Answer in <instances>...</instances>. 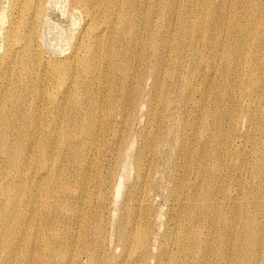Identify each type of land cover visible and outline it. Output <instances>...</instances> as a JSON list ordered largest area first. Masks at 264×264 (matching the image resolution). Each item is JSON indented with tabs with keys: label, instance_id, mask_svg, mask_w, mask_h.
<instances>
[{
	"label": "rangeland",
	"instance_id": "1",
	"mask_svg": "<svg viewBox=\"0 0 264 264\" xmlns=\"http://www.w3.org/2000/svg\"><path fill=\"white\" fill-rule=\"evenodd\" d=\"M118 1L0 0V264H264V0Z\"/></svg>",
	"mask_w": 264,
	"mask_h": 264
},
{
	"label": "bare ground",
	"instance_id": "2",
	"mask_svg": "<svg viewBox=\"0 0 264 264\" xmlns=\"http://www.w3.org/2000/svg\"><path fill=\"white\" fill-rule=\"evenodd\" d=\"M13 2H14V0H12ZM22 1V6H23V8H24V12H27V14H29V19H28V23H29V28L30 27H32L31 26V23L33 22V19L35 18H37V17H35L36 15H37V13H38V8H40V5L42 4V3H44L43 2V0H21ZM97 1V0H96ZM95 1V2H96ZM99 1V0H98ZM118 1V0H117ZM120 1V0H119ZM118 1V2H119ZM122 1V0H121ZM123 1H125V0H123ZM68 2L70 3V5H72L73 7H76V6H80L81 8H82V10H84L83 12H85L86 13V16L90 19V22L91 23H93L94 25H96V27H98V26H101V24L102 23H104V24H106L107 25V28H108V30H109V32H111V31H113V30H111V25L113 24L114 25V22H115V15H118V14H115V11H116V8H114V6H113V2H114V0H113V2H112V0H102V2H101V4H100V2L98 3V4H100V5H98L97 3L95 4V2H94V0H68ZM116 2V1H115ZM117 2V3H118ZM228 2V1H227ZM121 3H123V2H121ZM120 3V4H121ZM129 4V3H128ZM171 4V3H170ZM202 4H203V2H202ZM114 5H118V4H114ZM200 6H201V4H200ZM203 6V5H202ZM255 6V5H254ZM262 5H260V7H261ZM38 7V8H37ZM129 7V6H128ZM256 7H257V5H256ZM255 7V8H256ZM260 7L258 6V8L260 9ZM120 8V7H119ZM122 8V7H121ZM123 8H124V6H123ZM171 8V7H170ZM220 9V8H219ZM218 9V10H219ZM224 9V8H223ZM228 9H230V8H228ZM20 10V9H19ZM22 10V9H21ZM41 10V9H40ZM258 10V9H257ZM262 10V9H261ZM122 11V10H121ZM129 11H131V9L129 10ZM216 11V10H215ZM226 11H228V10H226ZM20 12V11H19ZM118 12V11H117ZM116 12V13H117ZM125 12V11H124ZM30 13H32V14H30ZM120 13V12H119ZM127 13V12H126ZM173 13V12H172ZM96 15L97 14V17H95L94 15ZM132 14V13H131ZM130 14V15H131ZM175 14V13H174ZM173 14V15H174ZM80 15V14H79ZM120 15V14H119ZM127 15V14H126ZM195 15V14H194ZM230 15V14H229ZM250 15V14H249ZM121 16H123V15H121ZM120 16V17H121ZM226 16V15H225ZM228 16V15H227ZM175 17V16H174ZM213 17H214V15H213ZM234 17V16H233ZM117 18V17H116ZM87 19V18H86ZM118 19H120L119 17H118ZM124 19V18H123ZM123 19H121V20H123ZM181 19V18H180ZM212 19V18H211ZM222 19V18H221ZM234 19V18H233ZM185 20V19H184ZM196 20V19H195ZM24 21V20H23ZM102 21V22H101ZM118 21V20H117ZM223 21H225L226 22V20H223ZM22 22V21H21ZM99 22H100V24H99ZM118 22H120V21H118ZM129 22H131V21H129ZM183 22V21H182ZM36 23V22H35ZM81 23V22H80ZM90 23V24H91ZM216 23V22H215ZM83 24V23H82ZM89 24V23H88ZM130 25L132 24V23H129ZM183 24V23H182ZM233 24V23H232ZM116 25V24H115ZM213 25V24H212ZM219 25V24H218ZM225 25V24H224ZM125 26V25H124ZM184 26V25H183ZM229 26V25H228ZM24 27V26H23ZM89 27H91V26H89ZM88 27V28H89ZM93 27V26H92ZM120 27V26H119ZM122 27V26H121ZM126 27V26H125ZM132 27V26H131ZM219 27V26H218ZM217 27V28H218ZM227 27V26H226ZM27 28V27H26ZM88 28H87V30H88ZM116 28V27H115ZM123 28V27H122ZM181 28H182V26H181ZM114 29V28H113ZM125 29V28H124ZM123 29V30H124ZM129 29V28H128ZM219 29H220V27H219ZM80 30V29H79ZM87 30H86V32H87ZM94 30V29H93ZM96 30V29H95ZM99 30V29H98ZM115 30V29H114ZM117 30H118V28H117ZM28 31V30H27ZM107 31V30H106ZM122 31V30H121ZM127 31V30H126ZM80 32V31H79ZM84 32V31H83ZM109 32H108V34H109ZM117 32H119V31H117ZM22 34V33H21ZM29 34H31V33H29ZM110 34H112V33H110ZM116 34V33H115ZM130 34V33H129ZM243 34V33H242ZM28 35V34H27ZM85 35V34H84ZM89 35H93V33H90V34H87L86 35V41L85 42H83L82 41V43H80L78 46L83 50V54H82V56H81V59H80V61L81 62H84L83 63V65L81 66V69H80V73L83 75V76H85V77H87V78H89V74L91 73V69H92V67L89 65V64H87V62H90V61H93V60H97L98 58H99V52H98V49H99V47H100V43L103 41L102 40V38H101V40L100 39H98L100 36L99 35H101V34H98L97 36L94 34V38H90V39H88L89 38ZM114 35V34H113ZM131 35V34H130ZM26 36V35H25ZM25 36H23V37H25ZM29 36L30 35H28V37L27 38H29ZM99 36V37H98ZM110 36H112V35H110ZM117 36V35H116ZM124 36V35H123ZM237 36V35H236ZM255 36V35H254ZM7 37V36H6ZM11 37H13V36H11ZM84 37V36H83ZM107 37V36H106ZM114 37V36H113ZM129 37V36H128ZM136 37V36H135ZM20 38V37H19ZM26 38V37H25ZM24 38V39H25ZM85 38V37H84ZM111 38V37H110ZM130 38V37H129ZM137 38V37H136ZM151 38V37H150ZM154 38H156V37H154ZM238 38H240V36L238 37ZM250 38H251V36H250ZM7 39H8V37H7ZM12 39V38H11ZM10 39V40H11ZM15 39V38H14ZM23 39V38H22ZM30 39V38H29ZM28 39V40H29ZM92 39H93V45H91V42H92ZM114 39V38H113ZM138 39V38H137ZM152 39V38H151ZM165 39H167V38H165ZM169 39V38H168ZM27 40V39H26ZM27 40V41H28ZM80 40H82V39H80ZM135 40V39H134ZM20 41V40H19ZM24 41V40H23ZM23 41H21V42H23ZM111 41H113V40H111ZM9 42V41H8ZM12 42H13V40H12ZM26 42V41H25ZM105 42H107V41H105ZM110 42V41H109ZM108 42V43H109ZM137 42V41H136ZM135 42V43H136ZM154 42H156L155 40H154ZM7 43V42H6ZM30 43H32V42H30ZM166 43V42H165ZM11 44V43H10ZM10 44H8L7 46V48H6V50H7V54H8V57H9V55L11 54L10 53V51H11V49H13V48H10L11 47V45ZM14 44V43H13ZM25 44V43H24ZM167 44V43H166ZM29 45V44H28ZM33 45V44H32ZM108 45V44H107ZM154 45V44H153ZM169 45V44H168ZM171 45V44H170ZM77 46V47H78ZM99 46V47H98ZM110 47H111V45H109ZM133 46V45H132ZM5 47V46H4ZM22 47H24V45H22ZM78 47V48H79ZM109 47V48H110ZM18 48V47H17ZM106 48V47H105ZM108 48V46H107V51H106V53H105V55H106V58L108 57V59H110L111 57H110V55H109V53H111L110 51H112V49H109ZM196 48V47H195ZM27 49V47H25V50ZM108 49L110 50V51H108ZM163 49V48H162ZM239 49V48H238ZM4 50H5V48H4ZM16 50V49H15ZM24 50V49H23ZM29 50V49H28ZM34 50V49H33ZM33 50H32V53H33ZM81 50V51H82ZM17 51H19V50H17ZM240 51H241V49H240ZM21 52H22V48H21ZM20 52V53H21ZM24 52V51H23ZM105 52V51H104ZM114 52V51H113ZM17 53V52H16ZM31 53V54H32ZM81 53V52H80ZM242 53V52H241ZM23 53H21V55H22ZM25 54V53H24ZM31 54L30 53H26L25 55L26 56H24L25 58H27V59H30V57H31ZM35 53H33V55H34ZM119 54V53H118ZM123 54V53H122ZM237 54V53H236ZM117 55V54H116ZM115 55V56H116ZM124 55V54H123ZM177 55V54H176ZM19 57V56H18ZM79 57V56H78ZM133 57V56H132ZM3 58V57H2ZM11 58V57H10ZM22 58V57H21ZM24 58V59H25ZM130 58V57H129ZM26 59V60H27ZM37 59V58H36ZM73 59V58H72ZM72 59L71 60H69V61H67V62H69V63H73V61H72ZM25 60V61H26ZM23 61V60H22ZM110 61V60H109ZM5 62V61H4ZM27 62V61H26ZM123 62V61H122ZM227 62V61H226ZM229 62V61H228ZM22 62H20V64H21ZM63 63V62H62ZM75 63V62H74ZM92 63V62H91ZM90 63V64H91ZM113 63H115L114 61H113ZM235 63V62H234ZM52 64V63H51ZM50 64V65H51ZM57 64L58 63H55L54 62V66H53V71H54V73H55V75L54 76H56V81H58V83H60L61 82V80H62V78H63V72H62V69H60V67L59 66H57ZM60 64V63H59ZM93 64V63H92ZM117 64V63H116ZM128 64V63H127ZM225 64V63H224ZM229 64V63H228ZM22 65V64H21ZM24 65V64H23ZM130 65H132V64H130ZM9 66V65H8ZM26 66V65H25ZM123 66V65H122ZM180 66V65H179ZM235 67H236V65H234ZM93 67H94V65H93ZM116 67V66H115ZM126 67V66H125ZM21 68V67H20ZM130 69H131V67H130ZM130 69H129V71H130ZM26 70V69H25ZM30 70V69H29ZM238 70V69H237ZM114 71V70H113ZM112 71V72H113ZM116 71V70H115ZM23 72V71H22ZM21 73V72H20ZM27 73L29 74V72L27 71ZM118 73V72H117ZM238 73V72H237ZM114 74V73H113ZM27 75V74H26ZM127 75H128V73H127ZM82 76V77H83ZM132 76V75H131ZM136 76V75H135ZM55 78V77H54ZM135 78V77H134ZM134 78H132L133 80H134ZM126 80V79H125ZM133 80H132V83H133ZM127 81V80H126ZM130 82V81H129ZM57 84V83H56ZM83 85V84H82ZM123 85V84H122ZM129 89V88H128ZM131 89V88H130ZM129 91V90H128ZM132 91H133V89H132ZM135 93V92H134ZM130 94H132V93H130ZM129 95V94H128ZM25 96V95H24ZM131 96V95H130ZM70 98L71 97H67V99L68 100H70ZM61 99V98H60ZM63 99V98H62ZM16 100V99H15ZM50 100V99H49ZM129 100H130V98H129ZM17 102V101H16ZM58 102V101H57ZM82 102V101H81ZM59 103V102H58ZM63 103V102H62ZM67 103V102H66ZM80 103V101L79 100H77V99H74V102L73 103H71L72 104V106H74V107H76V106H78V105H80L79 104ZM85 108H83L84 109V115H85V119H86V121H87V124H90L92 121H91V119H92V115H93V107H92V105L90 104V103H88V101L87 100H85ZM68 104V103H67ZM66 104V105H67ZM2 106V105H1ZM1 106H0V110H1ZM81 106V105H80ZM4 107V105L2 106V108ZM9 107V106H8ZM17 107V106H16ZM33 107H34V105H33ZM54 108H57V107H62V108H64L65 106L63 105V104H57V105H54L53 106ZM71 107V106H70ZM83 107V106H82ZM101 107V106H100ZM79 108V107H78ZM35 109V108H34ZM52 109V108H51ZM66 109V108H65ZM69 109V108H68ZM81 109V108H80ZM37 110V109H36ZM35 110V111H36ZM54 110V109H53ZM62 109H59L58 110V112L59 111H61ZM70 110V109H69ZM2 111H3V109L1 110V113H2ZM26 111V110H25ZM63 111H65L64 109H63ZM66 111H68V110H66ZM50 112V111H49ZM54 112V111H53ZM4 113V112H3ZM34 113V112H33ZM32 113V114H33ZM25 113H23V115H24ZM26 114H28V113H26ZM56 114V113H55ZM21 115V114H20ZM38 115V114H37ZM3 116H4V114H3ZM2 116V117H3ZM34 116H36V115H34ZM55 116V115H54ZM59 116V115H58ZM68 116V115H67ZM43 117V116H42ZM3 118H5V117H3ZM41 118V117H40ZM54 118V117H53ZM56 118V117H55ZM62 118H63V116H62ZM68 118V117H67ZM88 118V119H87ZM2 119V118H1ZM0 119V120H1ZM23 119V118H22ZM42 119V118H41ZM59 119V118H58ZM75 119V118H74ZM83 119H84V117H83ZM18 120V119H17ZM36 120H37V118H36ZM3 121V120H2ZM31 121H33V120H31ZM41 121V120H40ZM54 121V120H53ZM62 121V120H61ZM67 121V120H66ZM25 122V121H24ZM34 122H35V120H34ZM47 122V121H46ZM73 122V121H72ZM36 124H37V122H35ZM44 123V122H43ZM55 123V122H54ZM62 123V122H61ZM66 123V122H65ZM64 123V124H65ZM20 124V123H19ZM32 124H34V123H32ZM50 124V123H49ZM92 124V123H91ZM90 124V125H91ZM54 125V124H53ZM56 125V124H55ZM74 125H75V121H74ZM74 125H73V127H74ZM80 125V124H79ZM85 125V124H84ZM1 126V125H0ZM23 126V125H22ZM66 126V125H65ZM64 126V128H66ZM88 126V125H87ZM37 127V126H36ZM54 127V126H53ZM52 127V128H53ZM79 127V126H78ZM94 127V126H93ZM92 127V128H93ZM46 128H48V127H46ZM75 128V127H74ZM74 128H72V129H74ZM89 128H91V127H89ZM91 128V129H92ZM80 129V128H79ZM78 129V130H79ZM91 129H89V130H91ZM53 130V129H52ZM75 130V129H74ZM74 130H72L73 132H74ZM77 130V131H78ZM88 130V129H87ZM88 130V131H89ZM71 131V130H70ZM71 131V132H72ZM87 131V132H88ZM3 132V131H2ZM93 132V131H92ZM83 133H84V131H83ZM4 134V133H3ZM49 134V133H48ZM52 134V133H51ZM63 134H65L66 135V129H65V133H63ZM68 134V133H67ZM76 134V133H75ZM8 135V134H7ZM6 135V136H7ZM69 135V134H68ZM83 135V134H82ZM55 136V135H54ZM73 136H76V135H73ZM84 136H85V134H84ZM9 137V136H8ZM30 137V136H29ZM66 137V136H65ZM3 138V137H2ZM27 138V137H26ZM38 138V137H37ZM47 138H49V137H47ZM72 138V137H71ZM87 138V137H86ZM3 139H5V141H6V138H3ZM52 139H53V136H52ZM55 139V138H54ZM57 139V138H56ZM65 139H67V137L65 138ZM74 139V138H73ZM37 140V139H36ZM87 140V139H86ZM86 140H84V141H86ZM4 141V142H5ZM15 141V140H14ZM13 141V142H14ZM32 141V140H31ZM39 141V140H38ZM33 142H34V140H33ZM54 142V141H53ZM64 142V141H63ZM35 143V142H34ZM37 143V142H36ZM35 143V144H36ZM38 143H40V142H38ZM51 143V142H50ZM57 143V142H56ZM61 143V142H60ZM85 143V142H84ZM0 144H1V141H0ZM3 144V143H2ZM33 144V143H32ZM4 145H5V143H4ZM61 145V144H60ZM63 145V144H62ZM67 145V144H66ZM84 145V144H83ZM15 146V145H14ZM32 146V145H31ZM39 146H40V144H39ZM38 146V147H39ZM86 146V145H85ZM1 147V146H0ZM4 147V146H3ZM2 147V148H3ZM7 147V146H6ZM17 147V146H16ZM57 147V146H56ZM62 147H64V146H62ZM92 147V146H91ZM90 147V148H91ZM12 148V147H11ZM18 148H20V147H18ZM30 148V147H29ZM87 148V147H86ZM1 149V148H0ZM54 149H55V146H54ZM61 149V148H60ZM4 150V149H3ZM7 150V149H6ZM5 150V151H6ZM14 150H17V148L15 149L14 148ZM21 150V149H20ZM44 150L45 149H43V153H42V158H43V162H45L46 160H45V154H44ZM50 150V149H49ZM62 150V149H61ZM64 150H65V148H64ZM82 150V149H81ZM84 150V149H83ZM11 151H12V149H11ZM55 151V150H54ZM63 151V150H62ZM85 151V150H84ZM87 151H88V149H87ZM90 151V150H89ZM13 152V151H12ZM21 152V151H20ZM47 152V151H46ZM8 153H9V151H8ZM8 153H7V156H8ZM16 154V152L14 151L12 154ZM18 153V152H17ZM39 153V152H38ZM63 153V152H62ZM83 153V152H82ZM141 153V152H140ZM10 154V153H9ZM15 154H14V156H15ZM21 154V153H20ZM53 154V153H52ZM52 154H46L47 156H49V155H52ZM143 154V153H142ZM19 155V154H18ZM63 155V154H62ZM83 155V154H82ZM139 155V154H138ZM13 156V155H12ZM12 156H11V158H12ZM13 156V157H14ZM140 156V155H139ZM138 156V157H139ZM18 157V156H17ZM20 157V156H19ZM16 158V157H15ZM14 158V159H15ZM48 158V157H47ZM52 158V157H51ZM50 159V158H49ZM140 159H141V157H140ZM10 160V159H9ZM19 160V159H18ZM17 160V161H18ZM14 160H12V162H13ZM16 161V160H15ZM13 162L14 163V166H16V169H17V171H20L19 170V165L17 164V161L16 162ZM19 161H21V160H19ZM49 161V160H48ZM11 162V163H12ZM116 162V161H115ZM138 162V161H137ZM12 163V164H13ZM21 163V162H20ZM11 164V165H12ZM44 164H46V163H44ZM49 164V163H48ZM52 165V164H51ZM139 165V164H138ZM19 166V167H18ZM47 166V168H48V165H46ZM9 167H11V166H9ZM18 167V168H17ZM45 167V166H44ZM8 169V168H7ZM6 169V170H7ZM11 169H13V168H11ZM15 169V170H16ZM21 169V168H20ZM50 169V168H49ZM14 170V171H15ZM45 170V169H44ZM60 170V169H59ZM13 171V172H14ZM11 172H12V170H11ZM44 172H46V171H44ZM55 172V171H54ZM15 173V172H14ZM4 174H6V173H4ZM11 174V173H10ZM13 174V173H12ZM56 174V173H55ZM57 176H59L58 174H56ZM14 176H16V175H14ZM57 176H54L55 178L57 177ZM106 176V175H105ZM13 177V176H12ZM17 177V176H16ZM19 177V176H18ZM41 177V176H40ZM43 178V177H42ZM44 178H48V174H47V177H44ZM52 178V177H51ZM115 178V177H114ZM13 179V178H12ZM48 180V179H47ZM103 180V179H102ZM46 183H47V181H45ZM13 183H16V182H14V180H13ZM22 182H20V184H21ZM22 185V184H21ZM46 185V184H45ZM48 185V184H47ZM61 185V184H60ZM16 187V186H15ZM20 187V186H19ZM45 188H47V187H45ZM45 188H43V189H45ZM59 188V187H58ZM3 189V188H2ZM15 189V188H14ZM16 189H18V187L16 188ZM48 189H49V187H48ZM48 189H47V191H48ZM19 190V189H18ZM21 190V189H20ZM46 190V189H45ZM101 190V189H100ZM2 191H4V189L2 190ZM18 192V191H17ZM120 192V191H119ZM2 193V192H1ZM43 193H44V191H43ZM47 193V192H46ZM50 193V192H49ZM116 194V193H115ZM120 194V193H119ZM47 195L48 194H46V197H47ZM116 195H118V194H116ZM4 196V195H3ZM45 196V195H44ZM104 198V197H103ZM115 198V197H114ZM100 200H101V198H100ZM103 200V199H102ZM116 200V199H115ZM46 202H48V200H46ZM45 204V203H44ZM50 204V203H49ZM45 206H48L47 204L45 205ZM14 208H15V206H14ZM46 209H47V207H46ZM47 210H49V209H47ZM53 210V209H52ZM59 211V210H58ZM54 217V216H53ZM45 219H46V217H45ZM48 219V218H47ZM54 219V223H56L55 221V218H53ZM52 219V220H53ZM52 220H50V221H52ZM41 222V221H40ZM50 223V222H49ZM53 223V224H54ZM46 224H48V223H46ZM52 225V224H51ZM71 225V224H70ZM50 226V225H49ZM54 226V225H53ZM52 226V227H53ZM56 226V225H55ZM100 228V227H99ZM51 236V235H50ZM129 236V234L127 235V237ZM48 237V236H47ZM52 237V236H51ZM51 237H50V239H51ZM55 239V238H54ZM129 239V238H128ZM132 240H133V238H132ZM144 240V239H143ZM126 243V242H125ZM130 243V242H129ZM49 245V244H48ZM51 246V245H50ZM135 247V246H134ZM129 250V249H128ZM133 250H135V249H132V251ZM50 251V250H49ZM39 253V252H38ZM37 253V254H38ZM40 253H42V252H40ZM137 253V252H136ZM133 255V254H132ZM38 258V257H37ZM97 258V257H96ZM39 259V258H38ZM37 259V260H38ZM41 259V258H40ZM127 259V258H126ZM65 261V260H64ZM91 261V260H90ZM94 261H95V259H94ZM93 263V262H92ZM42 264V263H41ZM89 264H90V262H89Z\"/></svg>",
	"mask_w": 264,
	"mask_h": 264
}]
</instances>
